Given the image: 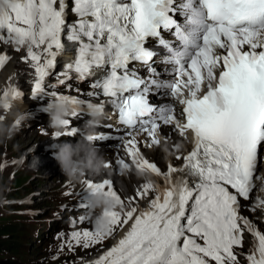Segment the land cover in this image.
<instances>
[{
	"label": "snow or ice",
	"instance_id": "snow-or-ice-1",
	"mask_svg": "<svg viewBox=\"0 0 264 264\" xmlns=\"http://www.w3.org/2000/svg\"><path fill=\"white\" fill-rule=\"evenodd\" d=\"M0 3V43L26 51L33 99L48 100L42 111L62 103L61 125L75 136L72 118L111 110L117 135L90 139L122 141L140 173L162 178L146 180L127 207L112 181L84 180L79 206L91 210L102 196L118 207L103 210L107 232L86 211L77 223L88 227L73 231L71 242L90 248L121 232L92 264H239V256L264 264V232L241 214L264 164V0ZM66 52L74 59L55 73ZM8 59L0 54V68ZM53 74L56 83L46 84ZM71 80L88 89L61 92ZM22 95L9 84L0 104L9 109ZM165 126L190 149L162 170L142 152L141 138L144 147L158 145ZM245 231L254 238L246 253L238 251Z\"/></svg>",
	"mask_w": 264,
	"mask_h": 264
},
{
	"label": "rangeland",
	"instance_id": "rangeland-1",
	"mask_svg": "<svg viewBox=\"0 0 264 264\" xmlns=\"http://www.w3.org/2000/svg\"><path fill=\"white\" fill-rule=\"evenodd\" d=\"M23 53V50L20 51V54L14 53V58H12L9 63L14 60L16 64L15 74H19V77L24 74L25 77L26 71L27 78L29 76V70L31 71L30 66L24 67L22 72V67H19L23 61L26 63L22 56ZM62 65V62H60L58 67L60 70L63 69ZM26 78H24V80ZM18 80L17 83H13V86L16 88L25 84V82H21L22 80ZM22 93L23 97H25V91ZM19 117L22 119V115H19ZM6 120H8V123ZM15 122H18L17 128L19 130L25 129V125L21 121L13 118L9 114H3V118L0 117V264H15L16 261H24L28 264H40L39 262L49 254L53 255L50 264H83L91 259L93 255L96 259L103 250L112 246L120 230H116L115 235L108 238L106 242L97 244L94 247L84 248L83 246L75 245L71 240H65V244L57 240L49 243V245H53V248L51 251L45 252L44 248L46 245H34V240L31 238L29 232L28 223H24L23 221L17 223L18 218L15 215V211L19 208L14 203L15 199L25 197V202L28 201L34 205L36 204L33 206L35 209H42L44 211V217L49 215V207L54 203L53 200L49 198L50 196L55 198L56 192L53 190V186L57 185L60 177L58 176L59 171L56 167H53L54 170L50 168V174H46L44 170L37 171L36 168L31 167V165L29 166L26 160L27 165L23 166L24 163L21 162L22 154L26 153L28 149L33 150L37 141L34 128L29 131L28 135L22 134L19 136L15 134ZM76 159L77 157L74 158V160ZM136 181V185L138 189H140L142 182L138 179H136ZM38 182H46V184L38 185ZM118 186H120L123 193H127L128 195L126 191V189H129L128 185H122L121 182H118ZM84 191L85 190H81L80 192L83 193ZM136 192L137 191H135V193ZM68 202H73L75 203L74 206H79L81 199L79 197H74L68 199ZM31 203L28 204L32 205ZM84 210L85 212L87 211V213L90 212L89 210ZM262 227L264 228V224H262ZM11 228L14 229L11 235L8 236L6 232H9ZM12 238L15 239L19 246L18 253H15L13 247L7 246L6 242L3 241V239H9L11 241ZM42 241L50 242L52 241V237L47 238V236H45Z\"/></svg>",
	"mask_w": 264,
	"mask_h": 264
},
{
	"label": "bare ground",
	"instance_id": "bare-ground-1",
	"mask_svg": "<svg viewBox=\"0 0 264 264\" xmlns=\"http://www.w3.org/2000/svg\"><path fill=\"white\" fill-rule=\"evenodd\" d=\"M68 47L70 48L71 45H68ZM68 54H70V52H66V53L60 55L59 57L60 58L66 57ZM62 64H63L62 66L66 65L67 64V61H63ZM26 66H28L26 63H24V62L21 63V66H19V67H22L21 72L24 70V67H26ZM58 67H59V63H57V67L55 69V72H58V70H59V72L63 71V69L60 70V68H58ZM15 72H16V64H15V62L13 60L11 63H9L0 72V92H2L9 84H11L13 86V83H17V80L18 79L22 80L21 82H23V83L25 82L24 78H26V71H25V77H24V74H22L21 77H19V74H15ZM6 121L8 123V120H6ZM97 134H99V133H97ZM161 134H162V137H163V144L161 145V147L160 148H157L155 146V149L153 151L147 150V151H145V154H146V157L147 158L152 159V160H154L157 163H159V164L162 165V164H164V161L166 159L176 160L174 157L176 156V153L177 152H176V149H175L174 145H178V141L179 140L183 141V139L180 137L179 133H177L174 130V128H172L171 126L164 127L163 130H162V132H161ZM26 151H28V150H26ZM160 152L163 153V154H161ZM108 158L109 159H112V154H109L108 155ZM25 160L28 161L29 166L31 165V167L36 168L37 171H41V170L42 171L43 170L44 171H47V169H49V165H39L41 158L38 157V154H33V155L32 154H29L26 157ZM26 161L23 162L24 163L23 166L24 165H27ZM74 161H78V157ZM263 175H264V173H263ZM129 180H130L129 182L128 181H125L126 185H128V187H129V189H126V191L128 192V195H127L128 196V201L130 199V196L133 197L135 191H139V189H138V187L136 185V182L137 181L135 180V178H132V180L131 179H129ZM37 184L38 185H40V184L44 185V184H46V182H38ZM258 214H261V212H258L256 210V212H255L254 215H258ZM254 225L256 227H258V223L255 222ZM93 257H94V255H93ZM86 263H83V264H86Z\"/></svg>",
	"mask_w": 264,
	"mask_h": 264
},
{
	"label": "clouds",
	"instance_id": "clouds-1",
	"mask_svg": "<svg viewBox=\"0 0 264 264\" xmlns=\"http://www.w3.org/2000/svg\"><path fill=\"white\" fill-rule=\"evenodd\" d=\"M0 7H3L2 3H0ZM65 113H66V109L61 105L58 108V111L54 117L55 128L57 129L62 128L61 121L63 120V115ZM64 165L68 169L69 174L71 176H74L72 175V164H71L70 154H65ZM97 206L101 208L102 211H101V214L96 217V226L99 227L102 231L107 232L108 229L110 228V219L103 215V210L105 208L118 207V205H116L114 201H106L104 198H98Z\"/></svg>",
	"mask_w": 264,
	"mask_h": 264
},
{
	"label": "trees",
	"instance_id": "trees-1",
	"mask_svg": "<svg viewBox=\"0 0 264 264\" xmlns=\"http://www.w3.org/2000/svg\"><path fill=\"white\" fill-rule=\"evenodd\" d=\"M14 228H11V230L9 232H6L8 236L11 235L12 231H13ZM3 241L6 242V245L7 246H12L13 247V251L15 253H18L19 251V246L17 245L16 241L14 238H12V240L10 241L9 239H3Z\"/></svg>",
	"mask_w": 264,
	"mask_h": 264
}]
</instances>
